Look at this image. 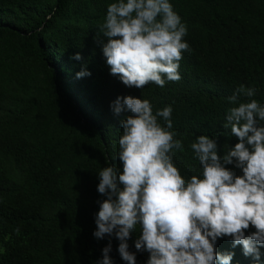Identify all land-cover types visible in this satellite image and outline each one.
Instances as JSON below:
<instances>
[{"label":"trees","instance_id":"16d2710c","mask_svg":"<svg viewBox=\"0 0 264 264\" xmlns=\"http://www.w3.org/2000/svg\"><path fill=\"white\" fill-rule=\"evenodd\" d=\"M111 2L0 0V264H97L109 241L113 264H125L119 241L93 236L105 199L97 175L120 166V121L130 114H113L117 97L148 100L153 114L172 108L171 130L183 142L173 162L185 180L200 168L190 149L196 137L216 139L221 154L237 142L223 125L240 85L264 104V0H169L187 29L181 79L141 89L111 75L102 54ZM82 70L90 75L78 79ZM139 234L137 226L129 251ZM215 247L234 253L231 264H264V247L259 262L229 237ZM147 259L136 253V264Z\"/></svg>","mask_w":264,"mask_h":264},{"label":"clouds","instance_id":"9594fccd","mask_svg":"<svg viewBox=\"0 0 264 264\" xmlns=\"http://www.w3.org/2000/svg\"><path fill=\"white\" fill-rule=\"evenodd\" d=\"M100 33L110 74L126 87H163L165 77L181 79L187 29L169 0H114ZM73 59L81 57L77 53ZM86 75L82 70L77 78ZM255 94V88L240 85L228 97L236 106L227 110L223 127L230 129L234 145L221 154L217 140L204 135L190 144L200 168L187 180L173 162V150L183 151V142L171 130L172 108L153 114L148 100L117 97L110 106L113 114H130L120 121V166H105L97 175V192L105 199L94 217L93 236L119 241L125 264H136L138 252L148 253L146 264H231L233 252L216 251L217 240L224 237L259 262L264 247V104ZM240 96L248 99L242 102ZM137 226L136 252H131L127 241ZM250 227L255 231L246 235ZM111 250L109 241L97 264H113Z\"/></svg>","mask_w":264,"mask_h":264}]
</instances>
